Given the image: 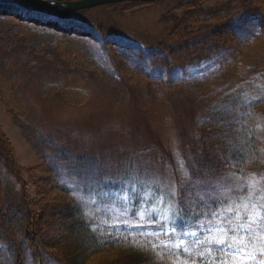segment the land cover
Wrapping results in <instances>:
<instances>
[{
    "label": "rangeland",
    "instance_id": "374dc122",
    "mask_svg": "<svg viewBox=\"0 0 264 264\" xmlns=\"http://www.w3.org/2000/svg\"><path fill=\"white\" fill-rule=\"evenodd\" d=\"M247 1L125 0L76 10L83 19L74 13L59 18L23 12L16 4L0 1V10L22 12L84 33V47L75 41L63 46L53 42V34L17 31L11 15H0V60L11 59L22 102L15 108L26 111L23 119L34 125L40 140L34 148L0 100V129L11 144L33 208L25 235L32 245L66 234V223L55 205L66 199L50 191L53 178L70 188L98 231L141 237L156 248L163 246L175 254L171 264H264V222L253 224L247 233L246 260L215 244L197 243L219 238L221 234H209L208 228L220 225L229 207L232 227H237L235 213L245 210L236 205L249 202L250 193L248 211L254 203L264 212V170L245 175L224 172L219 156L207 153L199 143L204 116L229 108L220 100L225 83L191 84L238 58L229 41L211 36L220 27L217 15L230 22L240 39L258 30L262 20L246 13ZM254 1L264 4V0ZM223 31L222 37L227 35ZM163 41L176 46L180 54L182 50L186 69L165 62L169 57L163 53ZM243 65L241 77L251 80L246 91L261 97L264 81L259 70ZM175 81L181 85L171 86ZM246 91L241 105L250 97ZM137 153L138 159L152 166H131ZM0 176L14 180L1 159ZM191 183L221 197L224 204L206 217L182 218L173 197ZM247 220L246 215L245 224ZM172 228L177 231L164 234ZM184 231L195 235L182 236ZM180 239L186 243L177 249ZM0 264H15L2 240ZM22 264H38L37 257L25 251Z\"/></svg>",
    "mask_w": 264,
    "mask_h": 264
},
{
    "label": "trees",
    "instance_id": "16d2710c",
    "mask_svg": "<svg viewBox=\"0 0 264 264\" xmlns=\"http://www.w3.org/2000/svg\"><path fill=\"white\" fill-rule=\"evenodd\" d=\"M6 1L8 2L4 3L18 5L23 12L37 11L58 17L54 11L34 7L23 0ZM244 8L246 13L256 15L262 20L254 34L246 39H240L234 27L221 15H217V19H220V30L217 29L211 34L213 38H222L220 41L227 40L230 46H235L237 60L226 62L216 72L191 81V84L199 85L218 81L225 83L220 100L229 108L216 109L204 116L199 126V143L207 153L219 156L224 172L240 175L264 170V94L255 98L246 91L251 80L247 81L241 77L243 67L240 66L241 64L249 65L259 70V78L264 81V4L250 0L245 3ZM74 14V17L83 19L81 14ZM0 15H11L13 20H16L17 31H28L32 35L53 34L56 37L53 41L55 44L65 46L68 42L75 41L83 46V32L53 22L33 19L24 16L22 12L16 13L4 9L0 10ZM221 30H224L223 33L227 35L222 37ZM11 42H8V45H11ZM214 45L212 49L217 52L218 43ZM161 46L164 48L163 53L169 57V60H165L168 65L181 70L186 69L187 63L184 62L186 58L182 50L180 54L176 46H169L165 41L161 43ZM171 56L172 59H170ZM137 74L147 79L146 75L139 72ZM16 75L11 59L3 57L0 60V100L9 109L13 121L21 129L26 140L35 148V145L40 144V140L35 136L34 125L23 119L26 111L15 108L22 106L15 87ZM175 85H181V82L171 83V86ZM245 91L250 97L245 104L241 105L239 102ZM139 154L131 158V166L150 168L152 165L144 164L143 160L138 159ZM0 159L8 175L14 178L12 181L7 176H0V240L6 244V250L15 264H22L25 251L32 258L37 257L38 264H45L44 258L53 264H171L170 261L175 254L169 250L164 251L163 246L156 248L147 239L141 237L116 236L98 231V228L93 227L89 215L70 188L53 178L49 180L50 191L55 196L59 194L66 199L64 201L59 198V203L55 204L59 208L64 224L66 223V234L54 235L50 241L40 240L32 245L25 236L33 216L32 204L22 186L20 168L11 144L1 129ZM63 160L66 159L58 161L63 162ZM46 169L44 171L48 170ZM191 184L176 190L173 197L176 211L182 218L206 217L212 212H217L224 204L221 197L204 193L196 188V185Z\"/></svg>",
    "mask_w": 264,
    "mask_h": 264
},
{
    "label": "snow or ice",
    "instance_id": "6c2138e0",
    "mask_svg": "<svg viewBox=\"0 0 264 264\" xmlns=\"http://www.w3.org/2000/svg\"><path fill=\"white\" fill-rule=\"evenodd\" d=\"M242 187V186H241ZM238 190V189H234ZM250 197L251 193L249 194V202H245L242 205L237 204V208L243 207L244 212H236V223L237 227H232L231 217L233 215V209L231 207L228 208V214L225 217H218L221 219L220 225L211 226L208 228L209 234L212 233H219L221 234L219 238H213L212 240H205V241H198L197 243L201 246L215 244L216 247L225 250L227 253H231L233 256L241 257L242 259L246 260L248 257L244 254V244L247 243V233L251 229L253 224L259 225L261 222H264V212H262L256 204H251V212L248 211L250 206ZM247 215L248 220L245 224L244 218ZM177 229L172 228L171 232L168 230L164 231L165 235H170L172 232H176ZM244 232V238L240 237V233ZM182 236H194L195 232L192 231H184L181 233ZM234 237L233 240H229L228 237ZM186 242L183 239H180L179 242L176 244V248L179 249L181 245H184ZM233 244H236V247H233ZM187 251V248H185Z\"/></svg>",
    "mask_w": 264,
    "mask_h": 264
},
{
    "label": "water",
    "instance_id": "95a60500",
    "mask_svg": "<svg viewBox=\"0 0 264 264\" xmlns=\"http://www.w3.org/2000/svg\"><path fill=\"white\" fill-rule=\"evenodd\" d=\"M125 0H73V1H51V0H23V2L34 7L54 11L61 17L72 15L76 10L91 8L101 4H110ZM149 1V0H139Z\"/></svg>",
    "mask_w": 264,
    "mask_h": 264
}]
</instances>
